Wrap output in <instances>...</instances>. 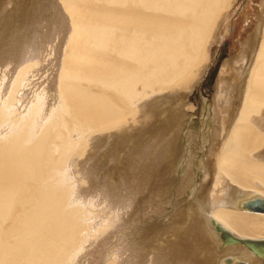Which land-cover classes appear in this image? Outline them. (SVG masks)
I'll list each match as a JSON object with an SVG mask.
<instances>
[{
    "label": "bare ground",
    "instance_id": "6f19581e",
    "mask_svg": "<svg viewBox=\"0 0 264 264\" xmlns=\"http://www.w3.org/2000/svg\"><path fill=\"white\" fill-rule=\"evenodd\" d=\"M243 1L0 0V264H264V0L192 117ZM49 18L51 64L24 45Z\"/></svg>",
    "mask_w": 264,
    "mask_h": 264
},
{
    "label": "rangeland",
    "instance_id": "374dc122",
    "mask_svg": "<svg viewBox=\"0 0 264 264\" xmlns=\"http://www.w3.org/2000/svg\"><path fill=\"white\" fill-rule=\"evenodd\" d=\"M249 1L250 0H244L242 3H240L239 5H237V7L235 9H233V12L231 14L233 16H230L231 19L230 20H226V21H229L227 23L230 24L231 28L230 27H227V25H226L227 23H225V27L228 28V30H227L228 32L227 31L222 32L223 35L221 34L220 38L218 39L217 43L215 44V46L213 48V51H214L213 58L214 59H213V67L211 69V72H209V74H207V76L202 80V84L198 86V90L195 91L193 93V95L191 96V104L192 105H196V108L195 109L197 110L196 113H194L193 116H192L194 118V126H195L194 128L196 129L195 130V133H197V132L200 131V127H201V123L200 122H201V118H202V110L205 108V105L206 104L207 105L209 104L208 102H210V101L213 102V99L215 98V95L217 93V81H218V77H219V74H220V71H221V65H222V63L226 59H228L230 56H232V55L234 56V55H236L239 52L240 45H238V41L242 42V39L240 38L241 37L240 33L242 32L243 27L247 24V21L248 22L251 21L250 23L253 24L252 19L255 18V13H253V14L250 15L249 12H252L254 10V8H256L258 6L259 3H258V0H252L253 3L251 1L249 3ZM10 8H11V6H10ZM7 9H9V7H7ZM250 16H252L253 18L250 17ZM53 20H55V18H53ZM43 21H40L39 22L40 24L37 23V25L35 26V31H36L35 34H36V36L34 37L33 34H32V36H30V40L29 41L28 40L27 41L25 40L24 45L26 44V46L28 45L30 47L32 46L33 48H36V49H33V50H37L38 51V52L36 51L37 58L48 57V64H51L52 61L54 60V52L53 51L55 50L56 53L60 52V48L62 47V44H59V43L63 42L62 40L64 39L63 38L64 37V34H63V31L60 32L61 34L58 33V32H54V31H56L58 29L54 27V26H56L55 21L54 22H51V18H49L50 24L52 23L51 25L53 26V29H51V35H50V37H48L46 35L45 31H43L44 29L42 28V27H47V21L46 22H45V20H43ZM230 21H232V22H230ZM43 24L45 26H42ZM38 29H41V30H38ZM40 32L43 33V35ZM58 34H60V36H58ZM41 36H45L46 37L45 38V43H44V40H43L44 37H42L43 39L41 40V38H40ZM47 37H48V39H47ZM60 37L63 38V39H61ZM37 38H38V40H37ZM56 38H57L58 41L61 40V42H59V43L56 44V42H58V41H56ZM35 41H37V42H35ZM39 43H41V44H39ZM52 43H53V45H52ZM236 43H237V45H236ZM29 44H32V45H29ZM44 44L45 45H48L47 47L49 48L50 51L48 50V48ZM39 45L41 46V48H39ZM60 45H61V47H60ZM54 46H55V48H54ZM41 49L42 50L44 49L43 51H46L45 54H44V56H43V54H41L42 53V50ZM30 50H31V48H30ZM236 50H237V52H236ZM25 51H29L28 48L25 49ZM230 54H232V55H230ZM49 55H51V56H49ZM42 73L44 74V76H46V73L44 71H42ZM42 73H40V75ZM206 155H207V153H206ZM206 155H204V157H202L203 158V162H204L203 163V166L206 163V160H204L205 157H206ZM203 177H204V175L202 174L198 178L199 179V182L197 183V186H196V189H197L196 198L194 196L193 204L197 203V201H198L197 200V197H198V193L200 195V192H201V185H202V183L204 181V178ZM124 182L125 181L123 180V182L121 181L120 183L122 185H126V183H124ZM151 183L156 184V185H159V180H158V184L154 180ZM143 187H145V186H143ZM125 188H126V186H124V189ZM199 188H200V190H199ZM147 189L148 188H146V187L145 188H142L143 191H141V193L142 194H145V195H140L141 193H139L140 197H143V198H146L147 197V195H146L147 192H148ZM188 193H190V192H188ZM201 195H202V192H201ZM138 196H136V198H138ZM186 196L189 197L188 195H186ZM140 197L137 200H139V206H140V208H142L141 210L144 211V213L146 211L149 212V214L147 213L149 217L146 216L145 217V220L147 221V218H150V219H148V224L149 225L151 224V226H150L151 227V230H150V227H148V229L150 231H152V233L155 230V225H156L155 223H157V219H162L163 218V220H164V222H165L166 225H168L169 223H171L172 220H175V219L178 220L179 219V217L177 218V216L175 214L176 211L173 212V214H172V211H170L168 209H167L168 211H162L161 209H159L161 211L158 210V212H156L158 214L155 213L156 209L154 211L153 210L150 211V208H151L150 204L147 203L146 205L143 204L144 206H142V203L145 200L143 202H141V199L143 200V198H140ZM171 197H173V196L171 195ZM184 197H185V195H184ZM184 197L183 198L182 197H177V199L178 200H181L182 199L181 203H183V202L186 201L184 204H182V206L180 205V208H179L180 210L183 208L182 210L185 211V209H187L185 205H186V203L188 202V200L190 198L187 199L185 197L187 199L186 200ZM156 200L158 201V199H156ZM159 204H160V202H159ZM162 205H163V203H162ZM164 205H165V203H164ZM160 206H161V204H160ZM161 207H163V206H161ZM143 208H144V210H143ZM166 212L167 213L168 212H171L172 216L175 215V217H172V216L168 215ZM166 215H167V217H165ZM154 218H156V221H155ZM209 245H211V243H209Z\"/></svg>",
    "mask_w": 264,
    "mask_h": 264
},
{
    "label": "water",
    "instance_id": "95a60500",
    "mask_svg": "<svg viewBox=\"0 0 264 264\" xmlns=\"http://www.w3.org/2000/svg\"><path fill=\"white\" fill-rule=\"evenodd\" d=\"M242 203L240 204L243 209L247 210H261L264 211V198H247L241 201ZM211 223L214 225V227L219 231L221 238L223 239L224 243L228 242H233L236 241L228 231H226L224 228L219 225V223H216L214 220L211 221ZM243 243H245L247 246H249L251 249L256 251L259 247V249L264 250V246H261L263 240H249V239H244L240 240ZM226 264H244V263H235L232 262L230 259H226Z\"/></svg>",
    "mask_w": 264,
    "mask_h": 264
}]
</instances>
